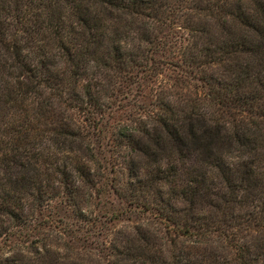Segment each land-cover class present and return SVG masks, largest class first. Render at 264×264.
Masks as SVG:
<instances>
[{
  "label": "trees",
  "instance_id": "trees-1",
  "mask_svg": "<svg viewBox=\"0 0 264 264\" xmlns=\"http://www.w3.org/2000/svg\"><path fill=\"white\" fill-rule=\"evenodd\" d=\"M0 264H264V0H0Z\"/></svg>",
  "mask_w": 264,
  "mask_h": 264
}]
</instances>
